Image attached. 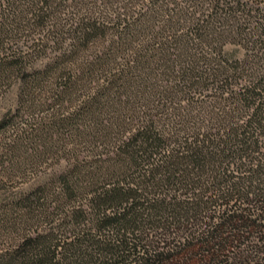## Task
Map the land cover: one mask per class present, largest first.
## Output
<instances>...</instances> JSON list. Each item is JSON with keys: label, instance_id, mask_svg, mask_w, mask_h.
I'll return each mask as SVG.
<instances>
[{"label": "trees", "instance_id": "obj_1", "mask_svg": "<svg viewBox=\"0 0 264 264\" xmlns=\"http://www.w3.org/2000/svg\"><path fill=\"white\" fill-rule=\"evenodd\" d=\"M12 89L0 184L48 176L0 264H210L264 227V0H0Z\"/></svg>", "mask_w": 264, "mask_h": 264}, {"label": "rangeland", "instance_id": "obj_2", "mask_svg": "<svg viewBox=\"0 0 264 264\" xmlns=\"http://www.w3.org/2000/svg\"><path fill=\"white\" fill-rule=\"evenodd\" d=\"M14 95L15 89H12L11 92H9L5 98L0 101V114H2V112H4L12 104ZM64 166L65 164L61 163L52 170H48V172H59L64 169ZM46 176L48 175H40L39 177H34L16 184L1 183L0 208L3 209L5 207L7 199L17 195L19 192L30 190L38 183L42 182ZM259 206L260 205L253 207L252 213L260 214L263 217L264 208L260 209ZM261 223L264 225V222ZM256 224L257 225L253 226L240 222H235L233 224L227 223L224 228L225 230L230 231L229 238L222 242V245L224 246L223 250L221 249L215 252L213 260L210 264H264V227L259 226L260 223ZM6 231L11 233L8 234ZM231 233L235 234L232 235ZM17 238L18 235L15 234V229L12 228L11 230L6 227L2 219H0V252H2L4 248L12 246ZM206 239L199 241V244H205L206 242L210 243L211 240H213L210 236ZM215 240L219 241L220 239ZM191 257L193 259L198 258V256H193V254Z\"/></svg>", "mask_w": 264, "mask_h": 264}]
</instances>
